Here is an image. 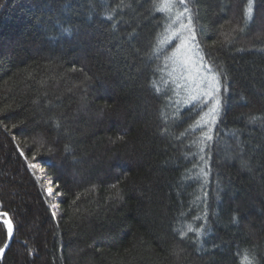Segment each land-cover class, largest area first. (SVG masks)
<instances>
[{
	"label": "trees",
	"instance_id": "trees-1",
	"mask_svg": "<svg viewBox=\"0 0 264 264\" xmlns=\"http://www.w3.org/2000/svg\"><path fill=\"white\" fill-rule=\"evenodd\" d=\"M173 4L0 0V264H264V0ZM185 6L211 127L161 44Z\"/></svg>",
	"mask_w": 264,
	"mask_h": 264
},
{
	"label": "rangeland",
	"instance_id": "rangeland-1",
	"mask_svg": "<svg viewBox=\"0 0 264 264\" xmlns=\"http://www.w3.org/2000/svg\"><path fill=\"white\" fill-rule=\"evenodd\" d=\"M168 15H171L172 10L165 9ZM174 17L172 24L175 25V29L171 30L168 34L170 36L173 32L181 31L182 35L179 39H176V44L171 51L167 59V66L169 68L168 73H170V84L175 88V96H177L183 104L189 105L195 102H202L204 104V112L201 118L196 123V127H211L214 122L210 109L215 104L218 99V93L215 92L212 98L203 95L205 87L200 86V80L202 78H210L205 65H207L204 60H201L200 52L196 46L195 40L190 39L193 35V31L189 32L187 30L180 29V23L188 24L187 16L185 20L180 17L179 21ZM191 29L192 26L190 25ZM193 30V29H192ZM182 41L185 42L183 47H180ZM208 66V65H207ZM211 73L214 74L211 70ZM179 85V87H177ZM196 96L198 99L195 102H190V97ZM215 115V120L217 118ZM7 226V225H6Z\"/></svg>",
	"mask_w": 264,
	"mask_h": 264
},
{
	"label": "snow or ice",
	"instance_id": "snow-or-ice-1",
	"mask_svg": "<svg viewBox=\"0 0 264 264\" xmlns=\"http://www.w3.org/2000/svg\"><path fill=\"white\" fill-rule=\"evenodd\" d=\"M179 3L181 5H186V0H179ZM164 4H165V8L170 10L172 6H174L173 4V0H164ZM163 10V9H161ZM185 13H188V24H184V23H180V29L182 30H187L189 32H192L193 30L191 29L190 25H191V14L189 9L187 8V6L184 7L183 12L179 13L178 17L176 18L177 21H179L180 17H183ZM182 35L181 31H176L173 32L170 36H166L162 41L161 44L162 45H167L170 44L173 40L179 39ZM190 39L192 41H194L196 39L195 35H191ZM185 44L184 41H182L180 47H183ZM201 60H203V58L201 57ZM205 68L207 69V72L210 75V78H202L200 80V86L201 87H205V91L203 92L204 96H207L209 98H212L215 92L219 91V78L217 75L212 74L211 73V68L207 65H205ZM177 87H179V85H177ZM198 99V97L196 96H192L190 97V102H195ZM219 100L217 99L215 104L213 105V107L210 109V113L212 115V119L213 122L215 121V115L218 114L219 111ZM205 139L210 140L211 136H208L207 134L205 135ZM3 216H6L7 214H0ZM4 223L7 225V241L5 242L4 245L2 247H0V254H3L5 252V250L10 247V241L14 238V229H13V225L10 221L5 220ZM189 231H191V229H189ZM247 259V257H245ZM249 264H252V262L249 260Z\"/></svg>",
	"mask_w": 264,
	"mask_h": 264
},
{
	"label": "water",
	"instance_id": "water-1",
	"mask_svg": "<svg viewBox=\"0 0 264 264\" xmlns=\"http://www.w3.org/2000/svg\"><path fill=\"white\" fill-rule=\"evenodd\" d=\"M6 242H8V241H6ZM2 256V254H0V257Z\"/></svg>",
	"mask_w": 264,
	"mask_h": 264
}]
</instances>
